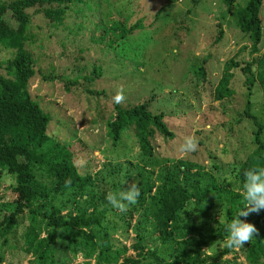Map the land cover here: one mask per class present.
<instances>
[{"label": "trees", "instance_id": "trees-1", "mask_svg": "<svg viewBox=\"0 0 264 264\" xmlns=\"http://www.w3.org/2000/svg\"><path fill=\"white\" fill-rule=\"evenodd\" d=\"M220 1L251 42V56L255 58L245 66L235 60L225 62L224 73L214 88L218 102L235 95V70L255 76L264 91V0H246L244 4L239 0ZM90 2L0 0V45L13 51L9 61L4 65L0 62V70L6 71H0V184L9 175L14 180L12 192L16 196L14 211L0 218V245L8 246L11 237L22 230L19 249L31 258L30 264H63L56 250L62 238L66 254L73 259L80 256L83 264H218L217 258L207 257L204 250L225 243V225L243 206L244 172L264 167V121L253 112L249 99L244 115L251 123L253 147L237 163L217 162L216 156L207 165L186 158L159 161L155 140L175 138L165 112L151 111L153 99L129 108L115 104L114 118L108 123L113 146L118 148L124 139L133 136L138 148L136 166L142 170L136 183L140 190L137 203L122 214L129 216L126 213L134 212L139 219L132 227L131 221L120 216L126 222V233L132 228L136 238L130 248L119 243L110 224L112 207L106 200L108 193L116 192V185L101 188L91 175L79 171L74 154L47 133L50 117L30 91V82L36 76L28 50L34 37L30 11L35 9L46 21L61 25L71 8ZM139 24L130 26L117 21V26H110L109 30L116 33L126 26L123 36L131 35L141 30ZM223 36L221 30L216 43ZM193 61L195 85L205 91L207 85H212L208 60L199 63L195 57ZM91 75L84 80L89 83L99 76L95 71ZM234 122L239 125L242 120ZM230 129L233 134L237 132L231 125ZM233 137L226 135L224 150L220 152L231 149ZM144 171H149V175L145 176ZM190 204L207 227L196 228L188 223L184 212ZM216 210L224 221L214 227L209 221L214 219ZM253 214L263 230L238 253L245 264H264V210ZM247 217L239 218L246 221ZM150 240L156 245L149 246ZM131 249L134 256H128ZM236 253L225 246L219 256ZM3 263L5 256L0 253V264Z\"/></svg>", "mask_w": 264, "mask_h": 264}, {"label": "rangeland", "instance_id": "rangeland-1", "mask_svg": "<svg viewBox=\"0 0 264 264\" xmlns=\"http://www.w3.org/2000/svg\"><path fill=\"white\" fill-rule=\"evenodd\" d=\"M30 14L34 37L28 50L36 70L30 82L31 96L50 117L47 133L74 154L79 171L91 175L101 188L114 184L116 192L127 190L140 180L142 172L136 166L138 148L132 135L118 148L113 146L108 123L114 118L115 104L129 108L153 99L151 111L165 112L175 138L155 140L159 161L186 158L207 165L216 156L217 162L237 163L253 147L251 123L244 113L250 99L253 112L264 121V91L259 80L235 70V95L222 102L214 98L226 61L235 60L245 66L255 58L251 56V42L220 0H91L87 6L71 8L61 25L46 21L35 9ZM262 15L264 26V8ZM117 21L130 26L140 23L141 30L125 36L126 26L116 33L109 30L117 26ZM97 26L103 28L97 30ZM221 30L224 36L216 43ZM12 56L11 49L0 45L3 65ZM195 57L199 63L208 60L212 85H207L205 91L195 85L192 77ZM0 71L6 73L4 68ZM94 71L99 76L86 82L84 77L92 76ZM118 95L123 98L116 102ZM237 119L242 123L235 125ZM230 125L236 134L228 130ZM226 135H234V143L231 151L224 153L220 150H224ZM188 138L195 142V150L181 152ZM144 174L149 175V171ZM13 184L9 175L0 184V218L15 209ZM192 207L188 205L184 212L188 223L196 228L207 227L194 209L190 210ZM122 214L112 208L110 224L114 238L130 248L136 234L132 228L126 233ZM126 214L130 215L122 217L131 221L132 227L136 225L139 215ZM213 214L209 223L217 227L224 219L217 210ZM245 222L252 223L258 234L263 230L253 213ZM21 234L22 230L12 236L8 246L0 245V253L5 256L3 264H30L31 258L19 249ZM148 244L153 246L155 242L150 240ZM224 247L223 242L212 245L204 250L205 255L217 258L218 264H245L239 249H235L236 254L220 258ZM56 250L63 264L84 263L80 256L73 259L66 254L63 238ZM134 255L131 249L128 256Z\"/></svg>", "mask_w": 264, "mask_h": 264}, {"label": "clouds", "instance_id": "clouds-1", "mask_svg": "<svg viewBox=\"0 0 264 264\" xmlns=\"http://www.w3.org/2000/svg\"><path fill=\"white\" fill-rule=\"evenodd\" d=\"M123 97L118 95L115 97L119 102ZM195 142L190 138L186 139L181 145V152H191L195 150ZM244 180L242 184V204L243 206L236 212L231 222L226 223L225 232L227 238L225 246L229 249H239L255 239L258 234L257 228L249 222H245L239 217H247L250 213H257L264 210V167H254L244 172ZM70 183V181H66ZM140 196V190L133 183L127 190L122 188L115 193H108L107 202L112 208L119 212L127 211L131 205H135ZM192 207L190 210L194 209Z\"/></svg>", "mask_w": 264, "mask_h": 264}]
</instances>
